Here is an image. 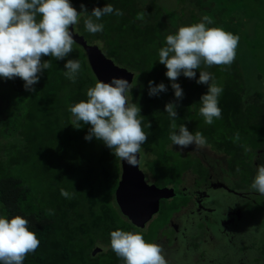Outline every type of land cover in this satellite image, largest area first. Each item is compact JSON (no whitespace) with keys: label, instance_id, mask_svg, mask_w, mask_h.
<instances>
[{"label":"trees","instance_id":"1","mask_svg":"<svg viewBox=\"0 0 264 264\" xmlns=\"http://www.w3.org/2000/svg\"><path fill=\"white\" fill-rule=\"evenodd\" d=\"M71 3L78 12L80 4H84L89 13L93 7L111 3L123 13L102 16V32L88 33L83 27V17L73 31L89 45H97L116 66L133 74L129 99L140 107L142 128L147 134L140 152L146 182L159 188L180 186L188 190L194 184L195 188L201 187L202 182L205 183L202 187L207 186L209 165L195 160L188 151L184 153L177 146H170V118L164 105L177 102L164 75V65L156 61L157 49L163 46L167 34L181 25L196 23L203 16L211 20L209 27H220L239 36V47L251 39H256L259 46V32L253 37L247 35L245 41L237 28L252 29L255 21L264 27L261 18L264 0H178L176 10L157 0H71ZM252 11L256 17L248 16L244 23L242 14L249 15ZM138 12H145L143 20L136 19ZM48 59L50 67L44 70L32 92L22 87L23 81L18 77L0 79V214L26 218L29 229L40 241L34 252L26 254L22 264H122L109 247V233L117 228L142 233L147 242L161 245L166 258L169 248L162 226H151V230L138 227L117 205L121 159L101 141L95 138L85 141L89 125L76 129L70 124L69 106L85 100L87 88L98 80L85 49L75 42L64 59L42 57ZM66 59L81 62L75 82L63 75ZM201 68L212 73L216 83L223 87L219 96L221 117L205 124L198 109L199 98L207 86L181 75L177 82L184 96L176 107V124H185L190 132H201L207 145L198 148L202 152L196 159L206 158L205 152L224 158V170L216 167L217 172L235 177L236 188L242 189L244 184H251L256 167L264 164V91L258 84L255 91L248 89L236 55L230 65L206 68L201 65ZM149 80L153 84L163 82L167 91L149 97ZM242 145L250 151L245 152ZM61 189L68 191L70 197L61 196ZM166 208H171L173 217L176 212L179 214L175 204L169 206L166 202L159 213ZM96 249L100 251L93 255Z\"/></svg>","mask_w":264,"mask_h":264},{"label":"clouds","instance_id":"2","mask_svg":"<svg viewBox=\"0 0 264 264\" xmlns=\"http://www.w3.org/2000/svg\"><path fill=\"white\" fill-rule=\"evenodd\" d=\"M122 15L119 8L111 3L93 7L87 12L80 4L78 12L71 0H0V79L20 78L22 87L34 91L50 61L43 56L61 60L73 50L72 27L83 17V27L91 34L102 32L104 24L101 17ZM145 12L136 13V19L143 20ZM207 16L193 24L181 25L175 32L164 37L163 46L157 49L158 60L164 65V75L168 78L177 103L168 102L164 112L170 118L169 140L171 147L180 151L190 145L202 148L207 145L201 132H190L185 124H176V107L183 99L184 92L177 78L183 75L195 79V83L207 86L199 98V114L205 124H212L221 117L219 96L222 85L216 83L212 73L205 68L212 65H230L235 58L239 36L220 27H209ZM81 71L79 59H66L63 75L75 82ZM199 72L197 77L196 73ZM130 83L123 77H111L107 82L96 80L88 87L85 100L69 106L71 125L80 129L89 125L85 141L95 138L101 141L111 153L130 166L138 164V154L147 139L142 128L140 107L129 99ZM163 82L153 84L148 81L149 97L166 92ZM148 128L150 124L146 125ZM238 135V134H237ZM245 152L249 147L242 145ZM260 195H264V164L256 167L249 185ZM61 196L68 198L70 193L60 190ZM35 232L28 227V220L21 215L0 214V264H22L26 254L34 252L39 246ZM109 247L121 258L122 264H169L161 245L147 242L140 232L125 231L119 228L110 231Z\"/></svg>","mask_w":264,"mask_h":264},{"label":"rangeland","instance_id":"3","mask_svg":"<svg viewBox=\"0 0 264 264\" xmlns=\"http://www.w3.org/2000/svg\"><path fill=\"white\" fill-rule=\"evenodd\" d=\"M160 4L162 5H166L167 8L173 10L177 8L178 5V0H157ZM245 2H247V0H245ZM248 8H249V4H247ZM251 10H253L254 5L253 2H251L250 4ZM238 14V13H237ZM254 15H256L255 13H252ZM252 16V15H251ZM261 18L264 20V7L261 8ZM238 19V18H237ZM240 20L238 19V22ZM240 23V22H239ZM257 26V23H256ZM262 28V29H261ZM253 29H251L252 32ZM237 31H239V27L237 28ZM255 32H259V37H257L258 41L260 42V45L258 46L256 39H251L249 40L250 43L248 44H244L243 42V46L239 47V45L237 44L236 47V57L238 58V60L240 61L241 65H242V69L244 71L245 74V78L247 80V87L250 90H256L257 89V84L258 87L264 91V48L262 46V42H263V37H264V27L262 25H258L256 28L254 27V32L252 34H248L250 37L254 36ZM240 35H244V33L240 34ZM243 40H246L245 38H242ZM254 42V45L251 46V43ZM263 48V49H262ZM259 54L261 55V57L259 56ZM252 58L253 60H249V58ZM255 59V60H254ZM261 77V81H259V74ZM189 148H193V146L189 147ZM185 150V149H184ZM193 151V158L197 161H200L199 159H196V157L198 156L199 151H197L196 149L192 150ZM184 153H186V150L184 151ZM211 153H208V155L206 156V158H204L205 162L212 167V171L214 172L215 175H217L218 177L221 175L223 177H219L218 181H216V183H218L219 181V185L222 182V180H226L230 177L228 175V177L226 176L227 174L225 173H221L219 175V171L224 170L225 167V163L226 161L224 160V158H220L217 155H214ZM187 158L190 159V157L188 156ZM216 167H218V172L216 170ZM140 168L142 167V164H140ZM142 170V169H141ZM228 185V183H227ZM246 189L249 187L248 185L244 184ZM215 187V188H214ZM212 187V189H210L209 191H205L206 187L202 188V187H197L200 191V193H198L196 195L195 199H190L187 200L186 197L181 196V194L178 197H174L172 198L169 202H166L169 206L172 204H175L177 206L178 211L180 212L179 214H182L183 218H180V222L181 221H190V223L193 225H191L189 227V239L186 241L187 245H190L193 241L194 238H196V236L192 237V232L194 234H198L199 231L204 228L206 225L208 227H210L211 225V232H215L214 235L216 237L217 240H220V245H222V250L218 253H215V250L210 252L208 250H205L203 248V245H205L206 243L202 241L200 250H199V254L204 255V261H210V257L212 256H216V263L217 264H224V262H226V264H242L241 263V256L239 255L238 250L240 248H243V252L247 251L248 256L250 259V262L253 264H264L263 263V259L262 260H257L256 258L258 257L256 255V249L254 247H252L253 245H255V243L253 242V238H255L256 236H259L258 239V244L259 245H263L264 244V213H262L261 216H259V213L257 211H260V209H264V202H261L258 199V207L253 209L252 211V206L250 203H247V200L244 198L246 196V192L247 190H244L243 193H245L242 197H236L235 195H228L225 197L224 199V203L226 205V209H219L218 203L216 201H210L207 202L206 204L210 206H206L205 208L209 209V212L207 214H201L200 212H198L199 206H200V202L204 201V200H210V199H215V198H220L222 196H224V192L221 190V188L219 186H214ZM244 187V188H245ZM183 188L185 187H180L181 192H183ZM190 189H192L191 187H189ZM242 188V189H244ZM186 189V188H185ZM222 191V192H221ZM189 194V193H188ZM187 194V195H188ZM254 194H250V196L252 197ZM222 201V200H221ZM190 202V203H189ZM189 203V204H188ZM189 205V206H188ZM185 206H188L186 212H183V208ZM195 206H198V208H195ZM237 209V213L239 212L241 216H243L244 218H242L240 221H237L234 225L228 227L229 231H232V235H234V237H230V240L228 242L227 237H224L223 234L221 235L220 239L218 238V236L221 234L219 233L220 227L222 226V222H229L230 224V213L233 212V210ZM248 209V210H247ZM193 210V211H192ZM171 208H166L165 211H163V213H157L154 218L147 223L146 228H150L151 226L156 227V226H162L161 230L163 233H166L169 236H173L174 234V230L173 227L171 225V219H173V214L171 215ZM249 211L251 213H249ZM177 213V212H176ZM175 213V214H176ZM184 213V214H183ZM254 213L257 215L256 216V220L261 221V228L259 229L258 225H254V228L250 227L247 225V217L250 215V217H254ZM249 214V215H248ZM159 217V219H158ZM249 218V217H248ZM258 221V222H259ZM186 225V224H184ZM204 226V227H203ZM187 228V226L185 227V229ZM151 230V229H149ZM216 230L217 233H216ZM153 231V230H152ZM176 233V232H175ZM219 233V234H218ZM234 238V243L232 241V239ZM257 238V237H256ZM179 241V240H178ZM253 242V244H252ZM252 244V245H250ZM183 245V244H182ZM207 245V244H206ZM182 248V247H180ZM241 253V252H240ZM226 254L227 256L224 258L223 255ZM238 256V257H235ZM179 259V258H178ZM202 259V260H203ZM215 259V258H214ZM203 263V261H201ZM211 264H215L212 263Z\"/></svg>","mask_w":264,"mask_h":264},{"label":"flooded vegetation","instance_id":"4","mask_svg":"<svg viewBox=\"0 0 264 264\" xmlns=\"http://www.w3.org/2000/svg\"><path fill=\"white\" fill-rule=\"evenodd\" d=\"M194 149H196L199 152L201 151V150H199L198 148H195V147H193V148H189V147L188 148H185L186 153L190 152L192 154H193V151L192 150H194ZM212 154H214V153H212ZM204 155L207 156L208 153L205 152ZM199 158H200V161L201 162H204L207 165V163L205 162L204 158H201V157H199ZM211 168L212 167H210V169ZM229 176L230 177L227 179V181L224 179V180H222L223 183H221L219 185V182H221V181H219L218 183H216V181H218L219 177L217 175H215L214 172L211 169V174L209 176L210 182L207 184V186H205L206 187L205 191H209L214 186H219L221 188V190L224 192L223 193L224 196H222L220 198H215V199H210V200H204V201L200 202L199 208H198V206H195V208H198V209H196V210H198V212H200L201 214H207L209 212V209L208 208H205V207L206 206H210L211 204L207 205L206 203L207 202H210L212 200L213 201H216L218 203L219 209H226L225 208L226 205L224 203L225 197L228 196V195H230V194L231 195H235L236 197H242L245 194V193H243L244 190H247L246 196L244 198L247 200V203H250L251 205H253L252 206V211H253V209H255V208L258 207L257 206L258 205V199L261 202H264V195H260V194L256 193L254 190H251L250 187H248L247 189H246V187L244 189H237L236 188L237 179H235V177L233 178L232 175H229ZM221 177H223V176H221ZM202 183H203V185H205L204 182H202ZM227 183H228V185H227ZM148 184H151V183H148ZM193 184H194V182H193ZM195 187L196 186L194 184V187L191 190H188L187 188L186 189L183 188V192H181L180 186H178L177 188H175L173 186L172 187H166V188H173L175 190V193H176V196L175 197H178L181 194V196L186 197L187 200H189V199H195L196 198V195L198 193H200L199 189L198 188H195ZM202 188H204V187H202ZM250 194H254V195L251 197ZM171 199L172 198L162 199L160 201V209H159V212L161 210L162 203L169 202ZM188 206H185L183 208L184 209L183 212L188 211L187 210ZM257 212H259V213H256V214H259V216H261L262 213H264V209H260V211H257ZM249 213H251V212L249 211ZM256 214L254 213V217H250V215L248 214L249 215L248 216L249 218L247 217V219H246L247 220V225L250 226V227H252V228H254V225L257 224L258 227H259V229H260L262 223H261V221H259L260 219L259 220H256V216H257ZM154 216L152 217V219L154 218ZM180 218H183L182 214H175V216L173 217V219H171V225L173 227V230H174V234L175 235L169 236V235L166 234V237H165V240H167V245H168V248H169L168 252L166 253V255H167L166 258L170 260V263L171 264H211V262H212V263L217 264L216 261H215L216 258H217L216 256L210 257V259H209L210 261H204V259H203L204 258V255L198 253L199 250H200L202 241L204 239L205 240L203 242H205L207 244V245L206 244L203 245V248L205 250H208L210 252H212V251L215 250V253H218V252H220L222 250V245H220V240H217L216 239V237L214 235L215 232H211V225H210V227H208L207 225L205 227L203 226L204 228H202L199 231L198 234H194L192 232V234H193L192 237L193 236H196V238L193 239V241H192V243L190 245H187L186 244V241L189 239V236H190L189 233H188L189 232V227L191 225H193V223L191 224L190 221H186L187 219L185 221H181L180 222L179 221ZM229 218H230V224H229V222H225V223L222 222V226L220 227V229H218L219 230V233H221L218 236V238L220 239L221 235L223 234L224 237H227L228 242L230 240V237H234V235H232L233 234L232 231H229L228 230V227L234 225L237 221H240L244 217L241 216L239 212L237 213V209H236V210H233L232 213H230V217ZM184 224H186V225H184ZM146 225H147V223H146ZM186 226H187V228L185 229ZM218 230H216V233H217ZM256 237L253 238V242L255 243V245L252 246V247H254L256 249V255L258 256L256 258V261L258 259L259 260H262L263 259L262 261L264 263V244L263 245H259L258 244V239H259L260 235L259 236H256ZM232 241L234 243V241H236V240H234V238H233ZM253 242H252V244H253ZM252 244H250V245H252ZM180 247H182V248H180ZM243 251H244L243 248H240L238 250L239 255L241 256V263L242 264H253V263L250 262V259H248L249 256H248L247 251H245V252H243ZM226 256H227L226 254L223 255L224 258ZM235 257H238V256L235 255ZM201 261H203V263ZM226 262H224V264H226Z\"/></svg>","mask_w":264,"mask_h":264},{"label":"water","instance_id":"5","mask_svg":"<svg viewBox=\"0 0 264 264\" xmlns=\"http://www.w3.org/2000/svg\"><path fill=\"white\" fill-rule=\"evenodd\" d=\"M73 31V27H72ZM73 39L85 49L91 69L98 80L107 82L111 77H123L131 84L133 74L119 68L108 59L97 45H89L83 36L73 31ZM138 164L130 166L121 160L122 174L115 198L122 214L134 225L144 228L154 215L159 213L160 201L176 196L173 188H158L146 182L145 174ZM100 249L93 252L95 255Z\"/></svg>","mask_w":264,"mask_h":264},{"label":"crops","instance_id":"6","mask_svg":"<svg viewBox=\"0 0 264 264\" xmlns=\"http://www.w3.org/2000/svg\"><path fill=\"white\" fill-rule=\"evenodd\" d=\"M233 9H235V7H232ZM240 10H242V9H240ZM252 13H255V12H249V15H245V14H242V21L244 22V23H247V19H248V16H254V17H256L254 14H252ZM258 17H260L259 15H258ZM256 23H257V21H255V23H254V25L252 26V32H251V27L250 26H248L247 28H245V27H243V26H239V33L240 34H242V33H244V35H241L242 36V38H245L246 40L248 39L247 37V35L249 34H252L253 32H254V27L256 28L258 25H260V21L257 23V26H256ZM245 40V41H246Z\"/></svg>","mask_w":264,"mask_h":264}]
</instances>
